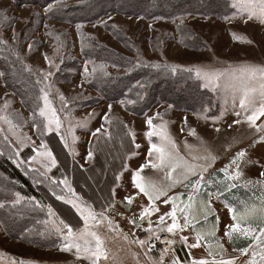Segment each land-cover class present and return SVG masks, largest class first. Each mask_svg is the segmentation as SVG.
<instances>
[{"label":"rangeland","instance_id":"obj_1","mask_svg":"<svg viewBox=\"0 0 264 264\" xmlns=\"http://www.w3.org/2000/svg\"><path fill=\"white\" fill-rule=\"evenodd\" d=\"M94 1L63 0L57 4L54 0L45 7H19L10 0H0V13L10 21L3 38L18 49V58L41 82L39 91L29 84L12 92L0 75V117H4L0 119V159L9 160L34 188H41L50 196L46 202L28 196L25 186L0 172V205H3L0 207V264L13 261L19 264L21 260L32 264H92L88 259H77L74 248L69 252L60 250L66 243L67 231L56 230L63 228L61 220L74 231L85 227L69 200L81 208L91 206L94 212L103 213V218L97 217L102 220L99 224L93 220L88 222L89 230L101 237L107 252V259L101 258L98 264H192L193 260L219 264L230 259L235 264H244L252 259L253 251L259 262L260 248L251 236L237 232L229 240L225 235L236 223L242 228L252 227L256 235L264 227V176L261 175L264 172V116L254 125L247 121V116L262 102L264 77L260 72L252 77L244 71L264 69V16L258 6L256 14L249 19L247 11L241 12L233 6L234 0H178L179 3L150 0L151 4L166 8L152 12L157 15L150 13L151 17H143L139 15L143 6L138 1L116 0L117 10L81 27L51 19V10L84 6ZM112 2L104 0L100 10H106ZM50 5L53 7L48 10ZM87 39L97 40L116 53L131 55L128 51L131 50L151 68L169 70L162 73V78L177 77L181 81L184 74H189L210 93L215 100L213 106L189 112L158 99L150 109L142 111L137 110L139 105L134 103L136 95L131 90L104 98L98 94L101 83L97 76L118 79L116 76L122 71L96 56L84 55ZM196 69L222 74L218 86L205 87L206 81L196 75ZM135 87L144 88L139 83ZM245 90H248V101L241 108ZM45 93L50 110L42 117L39 111L44 107ZM138 97L142 99L141 95ZM52 111L60 127L57 129L53 123L49 131L47 117ZM149 118L153 121L151 127L147 124ZM236 120L241 123H234ZM116 123L126 128V146L122 137H118ZM193 129L195 135L190 134ZM150 132L154 134L147 135ZM112 142L117 143L116 152ZM42 144L47 147H41ZM153 144H163L173 157H182L197 166V175L189 174L187 181L183 180L182 170L177 169L173 176L181 182L167 193L168 197L182 194L175 201L180 224L184 223L185 215L181 209L190 203L188 197H193L190 211L195 217L191 219L194 227L176 230L175 235L158 233L177 237L179 243L157 255L150 252L149 243L141 246L137 241L155 239L153 232L144 229L161 227L159 217L170 212L173 205L163 203V196L149 201L133 184V175L141 165H147L141 172L144 180L171 183L165 180L164 170L151 167L159 163ZM242 150L246 155L232 164ZM48 151L55 158L54 165L49 156L38 155ZM203 167L207 170L201 173ZM225 168L229 177L238 170L240 177L227 179L221 171ZM200 174L205 179L194 189L192 185ZM61 180H67V185L59 183ZM232 184L236 186L230 187ZM69 187L80 200L68 191ZM17 193L22 197L18 203ZM125 197L135 200L129 212L120 207L121 202L128 203ZM209 200L210 206L206 207ZM150 208L158 211H149L144 215L142 227L135 229L132 221L140 219L141 213ZM246 209H254L255 214L247 221H240ZM233 214L237 220L232 219ZM171 222L166 216V225ZM16 230L21 231L20 235ZM198 235L199 247H190L197 242ZM181 237H187V241ZM241 248H248L247 256L234 251Z\"/></svg>","mask_w":264,"mask_h":264},{"label":"trees","instance_id":"obj_2","mask_svg":"<svg viewBox=\"0 0 264 264\" xmlns=\"http://www.w3.org/2000/svg\"><path fill=\"white\" fill-rule=\"evenodd\" d=\"M10 1L15 3L19 7H45L47 4L54 0ZM134 1H138V3L143 6L140 12L141 14H139L143 17L149 16L150 13L153 14V16L157 15L152 12H155V10L166 8H159V6H156L154 3L151 4L150 0ZM175 1L179 3L178 0ZM103 2L104 0H96L94 2L88 3V5L79 7H59L56 10L50 11V13L52 14L51 19L61 22H67L77 26L88 24L100 19V17H103L104 15H108L112 10H117L115 8L117 7L118 2L114 0L111 6H108L106 10H104L105 12L101 11L100 8ZM5 17L6 16L4 14L0 13V73H3L2 82L5 83V86L8 88V90L12 92L13 90L16 91L18 87L29 86V84L32 85V87H34L37 91H39V84L41 82L32 72L29 71L24 62L20 58H18L20 53L18 49L16 47L10 46L5 42L3 38L4 35L2 33L6 29H8L6 26H9L10 24V21ZM125 47L127 48V46ZM128 51L131 55L116 53L111 49H108L105 45L97 40L87 39L85 41L84 55H86L87 57L96 56L106 65L113 66L114 68H118L122 71V74L116 76L120 77L118 79L107 77L103 74H99L97 76V79L101 83V88H98L99 95L101 94L104 98L106 95L107 98H110L111 95H122L126 94L128 90H131L132 93L136 95L133 101L135 104L139 105L136 106L137 110L142 111L150 109V107L158 99H161L163 103H169L171 105H174V107H180L179 109H185L189 112L201 111L204 108L206 109L213 106L215 100H213L210 93L202 89L201 84L189 74H184L181 81L180 78L177 77L172 78L169 76H164L167 79L162 78V73L169 70L153 69L151 68L152 66L148 64L144 58L138 57L137 54L135 55V53L131 50ZM185 76L187 77L186 80H184ZM136 83H139L140 86H144V88H136ZM139 95L142 96L141 100L138 97ZM116 99L118 98H114V100ZM120 124L116 123L115 127L117 132L120 134L118 135V137H122L123 145L126 146L125 141L128 140L126 139L127 136H125L126 130L124 131V129L126 128L125 126ZM118 137L116 136V139ZM106 140L109 141L108 139ZM112 145L114 146L113 151L116 152L118 148L117 143L112 142ZM127 149L128 147L125 149V151ZM75 171L76 173L82 174L80 170L75 169ZM0 172L4 176H7L10 179L19 182L20 185L25 186L27 188L28 196L39 198L45 202L50 199V196L41 188H34L29 180L20 172L19 169L13 166L9 160L0 159ZM102 186L103 188L106 187L104 185ZM19 232L21 233L20 230H16V233L20 235ZM152 239L154 240V238ZM153 254L157 255V253ZM180 255L182 256L183 253H181Z\"/></svg>","mask_w":264,"mask_h":264},{"label":"snow or ice","instance_id":"obj_3","mask_svg":"<svg viewBox=\"0 0 264 264\" xmlns=\"http://www.w3.org/2000/svg\"><path fill=\"white\" fill-rule=\"evenodd\" d=\"M63 0H57V4H62ZM233 6L240 9L241 12H245L247 11L249 13V19L252 18L253 15L256 14V10H257V6H258V10L259 13L261 14V16H264V0H234ZM53 7V5L49 6L48 10H51V8ZM81 27V26H78ZM234 35V39H238V37ZM244 42H249L250 41H244ZM31 48V45L29 46ZM45 59H47V56H45ZM157 67H159V65H157ZM167 67V66H166ZM173 72L176 71L175 67H172L171 69ZM96 71V68H93V72ZM188 71H192V69H188ZM245 72L249 73L252 77H255L257 72H260L262 77H264V69H256V68H246L244 69ZM85 72H87V68H85ZM107 74V73H105ZM0 75H3V73H0ZM47 75H51V73H48ZM196 75L198 77H202L206 83H205V87H213L215 88L216 86H218V81L220 79V76L222 74L220 73H209V72H202L200 69H196ZM261 96H262V102L260 103L258 108H254L252 110L251 115L247 116V121L250 125H254L255 121L261 117L264 116V84H262L261 86ZM43 91V90H42ZM61 99L63 100V97H61ZM43 101H44V107L40 109L39 111V115L42 117L47 116V111L50 110L49 105L50 102L48 100V96L47 93L44 94L43 96ZM246 101H248V90H245L244 92V98L241 99L240 101V105L241 108H245L246 107ZM123 103V102H122ZM5 107H7V102L5 104ZM111 109V105H109V110ZM159 115V113L157 114ZM237 115H239V113H237ZM0 119H4V117H0ZM105 119L107 120V117H105ZM186 119V118H185ZM8 123L11 125V121H8ZM55 123L56 128L59 129L60 127V121L58 119V117H56L55 111H52L51 116L47 117V126H48V130L51 131V125ZM234 123L239 124L241 123L240 120H236L234 121ZM147 124L149 125V127L152 126L153 121L151 118H149L147 120ZM100 129H97V132H99ZM218 131V129H217ZM154 133L150 132L147 135L151 136ZM190 134L191 135H195V130H190ZM93 135H95V133H93ZM164 139H168L167 137H164ZM169 143H171V141H168ZM41 147L46 148V145H41ZM173 147H175V145L173 144ZM153 150H155L159 155H158V160L159 163H153L151 164V167L154 169H160V170H164L165 171V180L170 181L171 183L164 185L163 183L157 184L156 182H153L151 180H144V178L141 177V172L143 171V169L145 167H147V165H141L140 169L137 170L134 175H133V184L134 186L139 189V191L141 193H143L148 199L149 201H155L160 199L161 196L165 197L163 203L168 204L169 202L172 203V210L170 212L165 213L164 215H161L159 217V224L161 225V227H159L158 229L153 230L151 227L148 229L149 232H153L155 234V239L156 240H160L161 237L158 233H163V232H167L169 234L175 235L176 230H180L183 231L185 228H189V227H194V225H192L191 223V219H195V217L192 216V213L190 211L192 205H191V201L193 199V197L190 195L188 197L189 200V204L181 209V212L185 213L183 219H184V223L180 224L178 223V218H177V208H176V204L175 201L177 199L180 198V195L177 196H173V197H168L167 193L168 191L172 188L175 187L178 183L181 182V180L175 178L173 176V173H175L177 171V169H181V175L183 177V180L187 181L188 180V175H197L195 169H196V165L193 164H189L187 161H184L182 157H173L171 153H169L168 151H166L165 146L162 144L160 146H157L155 144L152 145ZM38 155H47L51 158L52 160V164L54 165L56 163L55 158L52 156V153L50 151L45 152V153H38ZM91 153H89V159L91 158ZM149 155H151V152L149 153ZM246 155L245 151H240L236 154V158H234L232 160V164H236L237 159L242 158ZM193 159H196V157H193ZM205 159H207V157H205ZM212 160H215V157H211ZM33 160H35V157H33ZM238 168V165H237ZM207 168L203 167L201 169V173L203 171H206ZM221 171H223L225 173V177L227 179H232V180H236L240 177L241 173L239 172V170L235 173V175L230 176L228 175V172L225 169H222ZM262 176H264V172L261 173ZM204 176L202 174L199 175V179L196 180L195 184L192 185V187L194 189H198L201 185V183L204 181ZM56 181H54L55 183ZM59 183L65 184L67 185V180H61L59 181ZM187 186V185H185ZM235 184L230 185V187H235ZM68 191L72 193V195L75 197L76 200H80L81 198L79 196L76 195V193L74 192L73 189H71L70 187L68 188ZM18 199H17V203L19 202V199H22V197H19V194H16ZM211 194H209L210 196ZM58 199H64L63 196H58ZM133 197H125V200L128 203L132 202ZM69 203L73 204V207L76 208L77 212H79L80 216L82 217V219L84 220L85 223V227L82 230H75L73 229V227L68 224L65 223L63 220L60 221V224L63 226V228H57L56 230L58 232H63L64 229H66V236H65V241L66 243L64 244V246L60 249L61 251L64 252H69L72 251V249H75V254L77 256V259H88L92 262V264H98V262L101 260V258L103 259H107V252L103 247L104 241L101 239V237L99 235H97L96 232L94 231H90L89 230V226H88V222L89 220H93L95 221L97 224H99L100 222H102V220H97V217L100 216L101 218H103V213H96L92 210L91 206H88L87 208H81L79 206V204L75 203L72 200L68 201ZM3 205H0V207H2ZM210 206V200H209V205H206V207ZM51 208H49V212L51 213ZM149 211L155 212L158 211L157 208H150V209H145L140 216V219L144 218V215H146ZM230 211H232L230 209ZM255 214V210L254 209H246L245 212L240 216V221H247L249 216H252ZM170 217L171 218V223L167 224L165 223V217ZM233 220H237V217L235 216V214H233L232 216ZM259 235L255 234V230L252 227H244L242 228L240 226V223H236L230 226V231H226L225 235L229 238V240L232 239L233 234L239 232L240 234H242L245 237L251 236L253 240L256 241L257 247L260 248V252H259V256H260V260L259 262L255 259L257 253L255 251L252 252V259L250 260H246L244 262V264H264V227H260L259 228ZM214 235V233H213ZM126 238V237H125ZM199 235L197 237V242L193 243L190 245V247L192 248H196L199 247ZM151 239V237H150ZM181 239L183 241H187V237H181ZM94 241V244H93ZM141 246H144L146 244H148V240H138L137 241ZM166 244H168L169 246L172 245L174 243L173 240L167 239L165 238L164 241ZM221 248H223V245H220ZM166 251V250H165ZM234 251H239L241 253V255L247 256L248 255V248H241V249H234ZM12 264H16V261H13ZM19 264H32V262H26V261H19ZM192 264H208V261L206 260H193ZM219 264H235L234 260H222L219 262Z\"/></svg>","mask_w":264,"mask_h":264},{"label":"built area","instance_id":"obj_4","mask_svg":"<svg viewBox=\"0 0 264 264\" xmlns=\"http://www.w3.org/2000/svg\"><path fill=\"white\" fill-rule=\"evenodd\" d=\"M135 205V200H132L131 203H126L123 204V202L120 203V207L125 211V212H129L133 206ZM133 225L135 226V229H140L142 227V225L145 223L144 219H134L132 221ZM144 230H148V228H145ZM161 239L160 240H151L149 241V250L151 253H158V252H168L170 250H172L174 248V246L177 245V243H179V239L177 237L171 236L169 234H162L160 235ZM165 238L173 240L174 243L172 245H168L166 244ZM166 250V251H165Z\"/></svg>","mask_w":264,"mask_h":264}]
</instances>
